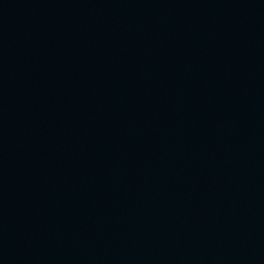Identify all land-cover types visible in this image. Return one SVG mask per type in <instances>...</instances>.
<instances>
[{"label": "water", "instance_id": "water-1", "mask_svg": "<svg viewBox=\"0 0 264 264\" xmlns=\"http://www.w3.org/2000/svg\"><path fill=\"white\" fill-rule=\"evenodd\" d=\"M0 264H264V0H0Z\"/></svg>", "mask_w": 264, "mask_h": 264}]
</instances>
